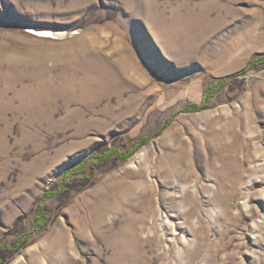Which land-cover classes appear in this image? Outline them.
<instances>
[{
	"label": "rangeland",
	"instance_id": "1",
	"mask_svg": "<svg viewBox=\"0 0 264 264\" xmlns=\"http://www.w3.org/2000/svg\"><path fill=\"white\" fill-rule=\"evenodd\" d=\"M126 263L264 264V0H0V264Z\"/></svg>",
	"mask_w": 264,
	"mask_h": 264
},
{
	"label": "bare ground",
	"instance_id": "2",
	"mask_svg": "<svg viewBox=\"0 0 264 264\" xmlns=\"http://www.w3.org/2000/svg\"><path fill=\"white\" fill-rule=\"evenodd\" d=\"M31 34H34V35H37V36H41V37H47V35L46 34H48V31H42V32H35V31H29ZM50 33V32H49ZM52 34V33H51ZM52 36V35H51ZM168 221V220H167ZM166 221V222H167ZM172 223V222H171ZM173 224V223H172ZM169 226V225H168ZM175 227V226H174ZM173 229V228H172ZM175 230V229H174ZM176 231V230H175ZM174 233V232H173ZM174 236V235H173ZM172 238V237H171ZM175 238V237H174ZM187 240V239H186ZM138 253V252H137ZM120 254V253H119ZM121 254H122V252H121ZM136 254V253H135ZM123 255V254H122ZM125 257H127V255L125 256ZM134 257V256H133ZM124 258V257H123ZM131 258V257H130ZM126 259V258H125ZM124 259V260H125ZM122 261V260H121ZM131 262V261H130ZM134 262V261H133ZM136 262V261H135ZM127 263H128V261H127ZM126 263V264H127ZM131 264V263H130ZM135 264V263H134Z\"/></svg>",
	"mask_w": 264,
	"mask_h": 264
}]
</instances>
